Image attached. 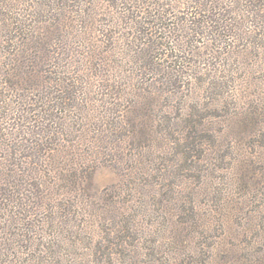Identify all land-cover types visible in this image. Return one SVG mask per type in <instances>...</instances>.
<instances>
[{"label":"rangeland","instance_id":"1","mask_svg":"<svg viewBox=\"0 0 264 264\" xmlns=\"http://www.w3.org/2000/svg\"><path fill=\"white\" fill-rule=\"evenodd\" d=\"M193 1L142 0V34L129 32L137 40L112 46L97 37L86 45L74 23L73 38L51 41L49 75L75 78V109L62 128L46 121L50 137L62 129L42 153L52 162L41 172L44 181L50 176L44 190L52 200L27 203L30 239L12 234L20 230L2 233L0 264H264V0H251L249 11L250 0H235L238 12L225 15L229 31L205 25L198 33L183 21L218 15L195 14ZM9 2L2 11L23 33L42 28L49 15L32 0ZM77 15L69 12L71 21ZM7 33L0 29V87L3 41L17 35ZM218 33L231 35L228 44L215 46ZM66 45L71 56L62 60L57 52ZM44 80L4 92L10 120L0 130L17 146L0 149V157L13 153L17 176L27 174L18 145L37 118L35 100L57 98L61 88Z\"/></svg>","mask_w":264,"mask_h":264},{"label":"trees","instance_id":"2","mask_svg":"<svg viewBox=\"0 0 264 264\" xmlns=\"http://www.w3.org/2000/svg\"><path fill=\"white\" fill-rule=\"evenodd\" d=\"M9 1L10 0H0V29L6 30L8 33L17 32V35H9V38L7 37L8 39L3 41V44H5L3 54H6V56L3 60L4 69L2 70V75L6 80L5 82H2L3 84L0 87V122L1 120H6L8 118L7 112H9V108L6 107L7 104L4 103L3 97L5 90L10 86H20L23 90L29 88L36 89L42 86L43 82H45L44 79L47 78L49 83L52 82L58 87H61L60 89H55V91L59 93L56 95L57 98L46 100V97L41 95L39 99L35 100V107H37V109H34L33 111L37 112V118L34 119L33 127L24 131L28 138H23L18 145L19 148L27 152V155L22 156L23 161H21L23 164L22 172L26 171L27 174L24 173L20 176L16 175L17 173H15L14 168H16L18 163L14 162L15 158L13 153L0 157V239H5L2 236V233L3 235L11 234L15 229L20 230V232L23 233H21V235L18 233L12 234L18 235L17 238L22 236L25 241L26 238L27 240L30 239L29 234L33 231L31 228L33 226V221L28 214L29 210L26 208L27 203L32 202L35 204V207H38L43 202L47 203L48 199L52 200L50 196H47V193L44 190L46 188H44L45 184L49 185L50 176L47 175L48 179H45L47 182L44 181V178H41L43 167H45V172H48L52 167V162L49 157L42 153L47 149H51V147L47 148L46 146L52 144L54 140H57L59 136L62 135V129H60L56 135L50 137V128H48L46 121H55L60 124L61 128L65 126V115L67 113H73L72 111L75 109L74 102L77 98L76 95H74V89H70V87L76 82L73 76H71L68 81L66 77H60V73H57V71H55L57 74L53 75L54 77H50L49 75L51 74V71L48 66L51 58L46 59V56L50 52L49 47L51 41L58 39L62 33H64L63 35H65V39L73 38L74 36H71L70 29H72V24L79 23L80 28L83 30L79 35H76V37L82 39L83 41L81 42L88 45L91 41H94L92 43L97 42V37H101L108 43H111L112 46H115L118 40L124 41L128 40V38L137 40V36H129V32L136 29L137 34H142V24L145 22L138 20L142 0H32L37 7L42 6L47 8L48 10H46V12L49 15H47L45 23L42 24V28L36 32L31 31V33L28 34L27 32L23 33L20 29V25L18 27L20 21H14L12 18L6 17V14L2 11L3 7L10 8ZM193 3L196 8V11L194 12L195 14L201 15L214 12L213 15H218L217 18L208 17L207 19H186L183 21L186 25V29L191 32L193 31L194 33H198V30L201 29V27H205V25H207L206 28L209 29L213 28L218 30L217 28H220L221 30L229 31L230 28H228V26L230 20L228 19V21L225 18V15L238 12L237 7L235 9L233 5L235 4V6H237V1L235 0H230L229 3L225 5L222 3L209 5L208 1L203 0H194ZM252 6L254 5L250 0V2L245 5V11ZM39 9L43 12V8ZM72 9L79 12V15L71 21L69 12H71ZM105 12L108 13L107 16L109 17L107 22H103L99 16L100 14H106ZM153 12H159V8L154 7ZM156 20L157 19L152 21L154 22L153 24H155ZM152 22H148V24H152ZM214 22L218 23V26L209 25ZM103 23L106 26H103L104 28L97 32L99 35L94 37V35L88 36L89 34H86L87 29H94V32H96L97 26L102 25ZM92 24H94V27ZM166 24L169 26L168 24L170 23ZM163 27L165 28V26ZM182 28L183 26L179 25L176 29ZM7 34L3 38H6ZM190 35L187 36L188 39H190ZM230 36V34L226 37V35L218 33L217 35L212 36L211 40L215 42V46H224L228 44L226 43V40L230 38ZM15 38L17 41L14 46L12 42ZM27 40H29V42H27ZM63 43L68 44L67 41H64ZM66 46L67 47H62V49L57 52L58 55H64L62 56L64 57L62 60H66L67 56L70 55L69 46ZM85 47L86 46H83V48ZM90 48L93 49L92 45ZM101 54H103V52ZM101 54L98 53L96 56H99L100 58ZM210 56H212V54H210ZM103 70L104 69H99V72L104 74ZM66 71L64 70L63 74ZM105 80L106 79L104 78V81ZM84 92L83 89V96ZM83 101L84 103L89 104L88 99L84 98ZM50 103L53 104L51 105ZM108 105L109 104H105V107L107 108L106 110H109ZM57 111H61L60 113H63V116L58 115ZM86 118L88 117L84 115L82 116V119L85 120ZM8 120H10V118H8ZM4 130L7 129L1 127L0 139L5 145H1L0 149L10 151L11 148L17 146V143L15 139L8 136L9 132H4ZM29 186L33 191H29V194L23 192L20 193L21 189L26 191ZM48 190H50V187ZM13 208H17V211H13ZM6 243V241L0 242V246L5 245Z\"/></svg>","mask_w":264,"mask_h":264}]
</instances>
